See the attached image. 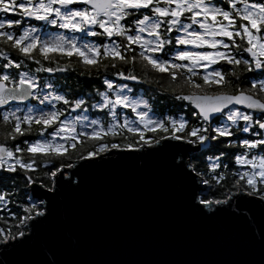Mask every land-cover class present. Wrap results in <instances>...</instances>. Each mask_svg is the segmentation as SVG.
<instances>
[{"label":"snow or ice","instance_id":"1","mask_svg":"<svg viewBox=\"0 0 264 264\" xmlns=\"http://www.w3.org/2000/svg\"><path fill=\"white\" fill-rule=\"evenodd\" d=\"M0 13L5 14L0 17V264H62L47 255L30 258L38 230L52 214L51 199L37 202L30 186L55 194L64 183L63 170L74 166L65 161L77 144L92 142L79 153L81 160L110 149H151L167 139L215 149L219 155L193 156L177 165L201 184L224 189L222 198L193 192V207L214 215L227 210L218 206L231 207L233 197H255L264 204V0H0ZM74 62L85 69L81 76L103 69L104 90L72 96L64 85L40 75L74 71ZM109 69L120 83L110 78ZM149 72L167 74L174 99L192 106L188 118L150 115L149 101L124 82H150L144 79ZM243 73L255 75L242 82ZM90 108L111 121L90 120ZM119 109H129L135 120L125 114L121 122ZM125 130L133 134L132 142H102ZM145 132L154 136L145 138ZM236 147L238 153L227 151ZM229 158L243 170L229 174ZM196 160L204 168L198 170ZM13 173L25 177L22 202L16 199ZM73 264L206 262L85 259ZM210 264H264V227L256 258Z\"/></svg>","mask_w":264,"mask_h":264},{"label":"water","instance_id":"2","mask_svg":"<svg viewBox=\"0 0 264 264\" xmlns=\"http://www.w3.org/2000/svg\"><path fill=\"white\" fill-rule=\"evenodd\" d=\"M200 149L172 139L151 149H110L70 162L74 166L63 170L59 179L64 183L55 194L30 186L34 198L51 199L52 207L30 258L47 255L62 264L256 258L264 227V204L258 198L233 197L231 207L218 206L227 210L214 215L193 207V192L204 196L207 186L177 165Z\"/></svg>","mask_w":264,"mask_h":264},{"label":"trees","instance_id":"3","mask_svg":"<svg viewBox=\"0 0 264 264\" xmlns=\"http://www.w3.org/2000/svg\"><path fill=\"white\" fill-rule=\"evenodd\" d=\"M86 38L95 39L97 41L101 39L99 37H86ZM73 68L75 69L74 71L70 70L64 73H53V74L44 72V73H40V75L46 80L51 79L53 81H56L64 85L66 89L69 90L72 96H75L80 93H92L93 95H95L96 89H99L101 91L104 90L101 77L105 75L106 73L103 69H101L99 74H97L96 71L93 70L92 75L85 74L81 76L80 72L85 71V69H83L81 66H78L75 62L73 63ZM112 71L114 70L109 69L107 74L110 76V78L115 79L117 83H120L121 81L119 78L111 76ZM135 71L137 74H141V69L139 67ZM200 71H203V69H200ZM253 75L255 74L254 73H243L241 76V81L243 82L244 76H248L249 78H251ZM144 79L150 82H145V83H138V82H131V81H124V82L134 85V94L136 97H142L149 101V104L151 107L150 115H152L153 118H157V117L164 118L166 116L178 117V115L181 113H183L186 116V118L190 116L189 108H191V105H188L187 102L177 101L174 99V93L172 91V88L174 87V85L169 83L167 74H159V73L153 74L149 72L148 76L144 77ZM179 91L180 89L177 88L176 92L179 93ZM95 98L99 99V97H95ZM125 114H127L130 119L135 120V114L131 113L129 109H119L118 115L120 116L121 122ZM88 115H89L90 120L98 118L101 121V123H104V124H107L111 121V118L109 116L104 115L103 112L99 109L90 108ZM193 123H195L194 118H190L189 127H191ZM241 135L243 137V136H248L249 134H241ZM152 136H154L153 133L145 132V138L152 137ZM133 139H134L133 134H130L125 130L122 135H118L116 137L106 136L104 138V141L102 142H108V143L117 142L120 144H125L128 142H132ZM81 140H83V138H81ZM212 144H216V141H212ZM91 147H92V142L84 143L83 147H81V144H77L76 151L69 149V151L72 153V157H71V160H66L65 163L73 162L75 159H78L80 152L86 151L90 149ZM227 151L238 153L240 151V148L236 147L233 149H228ZM213 155H219L218 151H216L215 149H213L212 151H208L206 150V147H205V148H201L199 151L192 154L191 158L193 156H197L203 160H207L208 157L213 156ZM221 159L224 160L223 157ZM226 162L228 163V166H229L228 167L229 174L237 170H243L242 166L235 164L234 158H229ZM194 163H197L198 170L201 168H204V165L201 164L199 160L194 161ZM50 167L51 165H47V166L42 165V168H45V170ZM11 175L16 176L15 183L19 189L16 199L22 202L25 199L24 197L25 177L22 174L17 175L13 173ZM232 179L233 177L229 175V183H231ZM223 191L224 189L216 185H212L211 187L207 186V194L204 195L203 197H211L212 194L215 193L217 197L222 198L221 194L223 193ZM233 191L235 190L233 189Z\"/></svg>","mask_w":264,"mask_h":264},{"label":"flooded vegetation","instance_id":"4","mask_svg":"<svg viewBox=\"0 0 264 264\" xmlns=\"http://www.w3.org/2000/svg\"><path fill=\"white\" fill-rule=\"evenodd\" d=\"M5 14H3V13H0V17H3ZM7 15H9V16H11V15H13L12 13H9V14H7ZM18 18V17H17ZM31 23H39V22H35V21H31ZM50 30H52V29H50ZM54 30H56V29H54ZM77 35H83V34H77ZM86 39H91V38H86ZM92 40H95V39H92Z\"/></svg>","mask_w":264,"mask_h":264},{"label":"rangeland","instance_id":"5","mask_svg":"<svg viewBox=\"0 0 264 264\" xmlns=\"http://www.w3.org/2000/svg\"><path fill=\"white\" fill-rule=\"evenodd\" d=\"M89 40H92V39H89ZM103 91V90H102ZM90 130V129H89ZM70 163V162H69ZM37 202H38V200H37Z\"/></svg>","mask_w":264,"mask_h":264}]
</instances>
